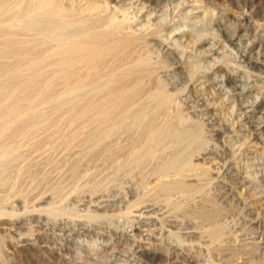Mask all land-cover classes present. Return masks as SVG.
Segmentation results:
<instances>
[{
	"label": "rangeland",
	"instance_id": "1",
	"mask_svg": "<svg viewBox=\"0 0 264 264\" xmlns=\"http://www.w3.org/2000/svg\"><path fill=\"white\" fill-rule=\"evenodd\" d=\"M97 1H100L101 3L104 0H95V2ZM183 1L185 3L182 5ZM196 1H199V3H196ZM261 1L263 0H106V3L108 2V4H106L105 1L103 2V4H106L107 6L109 5L108 9L111 8L108 11L109 13L113 11L112 9H114V11L111 13H116L118 18H122L120 13L125 11V13H122V15L126 16L125 20L131 18L129 19V24L125 23L126 25L124 24L123 27L126 29L132 28L133 31L141 37V44H144V47L140 46L138 49L147 53L149 58L154 60L151 62L153 63V66H156L153 67L156 68L153 69V73H155L153 74L154 78L161 86H163V84L165 85L163 86V90L165 92L167 91L166 93L170 92L169 94L172 96V100L174 99L173 102H177V105L174 104V107L177 109V111L179 113L181 112L183 117L191 118L189 121L193 119L191 122L195 121L194 123L197 124L195 126L201 128L200 130L204 136V139H207V141L204 143L205 145L207 142V146L203 145L206 148L205 149L203 147L204 154L197 158L200 160H197L195 157L193 158L194 160H197V164L199 162L202 167L204 166L205 170L208 168L207 170L209 173L206 175V178L208 176L207 180H214H212L210 183L208 181L206 182L205 187H207V190L203 186V189L204 191L206 190V195L208 197H206V195L204 196L209 198V200L207 199V202H205V197L203 196V193L205 192H202V195H194V198L191 197V200L190 198H187V200L185 197H183L184 200L186 199L185 202L182 197H180V195L173 194V196H177H174L177 204L180 202L178 205L181 204L184 207L189 206L188 208L191 206V208H193L194 206V209L190 208V210L181 206L182 208H180L183 209L182 215L179 214L180 212L178 213L177 210V213H175L176 211H170L169 209L172 207L168 209L169 205L167 207V204L166 207L164 206V203L162 205V202L158 204L159 201L157 204H155L159 199L154 197L157 200L154 199L153 201V196L149 195L151 194V191H149V188H151L150 185L153 186L159 180L158 176L151 172L156 166L155 160H152V162H155L153 163L154 166H151V160H149L150 162H147V164L150 163V166L147 164V166H144V173L142 170L141 172L140 170H132L130 172L131 169L129 170L128 168V172H130L128 174H126V166L122 170L118 171L113 169L115 172L112 173L111 169L115 167L112 165H115L113 163L116 162L106 159L110 163L111 161L113 162L111 163L112 165L108 163V166L105 160L104 161L106 163L101 162L103 159L100 158L103 157H100L99 160L97 159L98 162H94L96 159H93V162H91L92 164H88L90 162L89 160H84L85 162L83 163L85 164L84 166L82 165L83 163L81 164L78 172L84 173V175L87 173L88 175L90 172L88 173L86 171H90L89 168H92L91 172L93 174L90 173L89 175L95 176H91L92 178H96V176L99 177H97V179L89 180L91 178L90 177L88 180L92 181L93 183H95L93 181L95 180L96 183L93 184L90 182L92 184H90V186L88 184L89 181L87 180V183L80 182H85L84 179L88 177L87 175L84 176L82 174L84 177L83 178L81 173H78L76 175L77 179L75 180H79L78 183H81V186L80 184L77 186L78 183H74L75 185L72 184L73 182L70 180H72L74 178L73 177L69 178L70 180H65L67 182V186L69 185L68 182H70V185L68 189H63L64 186H66V182L62 183L61 171L56 170L58 169L56 164L60 162L59 165H62L61 160L65 157V160H69L66 155L68 154V156H71L72 153L69 154L61 148H58L57 150L54 149V151L58 152H56L57 159L60 161L58 162L55 157L54 160H57V162H55L52 158V155L49 157L53 160L52 163V160H49L48 155L50 156V153L54 152L53 150L48 152V155L45 153L48 159L44 157V153L43 157L39 156L40 159L34 154L38 161L42 160V158L48 160V162L46 160L42 161L48 163L46 164L49 166V169L48 166L42 162L44 165L43 167L41 161H39L40 163L37 161L39 164L38 165L35 158L33 163L36 162L37 167H39L41 164V166L43 168L46 167L50 173H48L46 169L44 171L47 173L42 172L43 168L40 166L41 168H39L42 169V174L40 169L37 168L39 169L38 171L36 169V165L33 163V166L32 164L29 165L31 166L30 168H27V166L26 168H23V174L26 175H24L25 178H23L22 175L24 182L21 180V177L15 180L16 171L13 172L12 175L14 176V181L12 176H10L12 174L11 169L3 171L2 174L0 173V177L2 178L1 175L4 176L5 172L7 171V179L4 178L5 176L2 178L4 181L0 179V264H264V259H262L264 258V170L262 171V169H264V142H262L264 141V66L255 62L257 61L254 60L256 59L255 55H253V59L249 61L248 59L243 58V56L241 57L243 53L242 51H244L243 49L245 48L243 47L244 45L240 43L245 41V37L242 36L244 31H248L250 33L251 39H259L264 41V1ZM115 4H119L120 7ZM257 4L259 5L257 6ZM221 6H224V8L222 9ZM115 9H120L122 12L120 10L116 11ZM257 9L258 11H256ZM190 10L194 11L191 12ZM204 10L206 13L203 12ZM216 10L218 12H216ZM225 11L226 14L223 13ZM238 11H241V14ZM108 12H106V14ZM126 12L128 17L130 15L131 17L128 18ZM135 14L139 16L137 17ZM246 15L248 17H246ZM226 17L230 21L228 24ZM219 18L222 19V22H220ZM223 21H226V23ZM246 22L248 23L246 24ZM229 23L232 25L230 24V26ZM241 24H243L242 27ZM137 27H139L141 30H139ZM146 27L149 29L147 30ZM250 28L254 30L255 33ZM135 29L138 30L135 31ZM228 31L230 34H228ZM231 31H235L234 34ZM229 35L233 37L231 38ZM145 37L147 38V41ZM143 38L145 39L143 40ZM228 39H230V43ZM237 40H240V42ZM261 49H259L261 52L259 50L258 51L264 55L262 53L264 52V47H261ZM205 53H208L209 55H206ZM179 55L182 57L180 58ZM201 78H203V80ZM160 80L163 82H160ZM230 85L233 86V89ZM227 88H229V91ZM233 103L235 106H232L234 105ZM174 107L171 108L172 113H175ZM188 114L191 117H189ZM199 114L202 115L199 117ZM205 115L208 116L204 117ZM212 115L213 117L211 118ZM239 116L241 117L239 118ZM256 126H258L259 129ZM232 127L234 129H232ZM241 141H243L242 145ZM238 142H240L239 144L241 146L238 144ZM56 154L54 156H56ZM209 154L211 156H209ZM59 155H65V157L61 158ZM74 155L75 154H73L71 158H73ZM232 155H234L235 158L232 157ZM121 156L119 153L116 154L118 160L119 158L120 160L122 159ZM223 158L225 161H223ZM233 158L235 159V162ZM65 160L63 159V161ZM21 161L22 160L18 161L17 159L15 164ZM244 161L245 163L246 161L249 162L245 164ZM86 162L87 166H85ZM194 163H196V161H194ZM19 164L17 165L18 168L14 165L16 170L20 168ZM52 165L53 167L55 165V170L51 168ZM21 166L25 167L23 162ZM11 167L13 166H10L9 168ZM15 168L12 170L14 171ZM98 168L104 171H97ZM106 168H108L110 171L107 169L105 174L104 172ZM29 169L34 171V174L36 169L41 173V175L40 173L36 172V174H38H35L37 176V179H35V176H33L31 173L32 171ZM147 169L152 170L146 171ZM26 170L30 172L26 173ZM51 170L58 173L55 174L57 177H52L53 173ZM93 170L95 172L97 171L98 175H95ZM99 171L101 172L102 176L100 175ZM119 172L131 176L128 177L123 175L124 178H120L122 174ZM192 172L193 176L189 175L190 180H193L194 174L197 173L196 171H191V174ZM29 174L34 178L33 180L30 176L34 181L31 182L32 186L34 187L30 186L31 183L29 179L30 177L28 176ZM114 174H116L118 177L115 178L116 176ZM188 174H190V172ZM42 175H45L47 180H45V177ZM78 175L80 178L82 177L83 180H80ZM231 175L234 176L232 177ZM9 176L11 177L12 182L10 178V180L8 179ZM41 176L42 178L44 177L42 180H45L46 182L51 179L53 180L54 177L60 178V180L56 179L51 181V183L57 184L58 182L56 181L58 180L61 182L60 184L64 185L62 188H60L61 185H58L57 187L60 189L58 190L56 187L57 192L56 190L54 192L53 189L47 192L49 190L48 187L51 186L49 184L51 183L46 184V186L42 187L43 190H40L41 184H45V181L43 183H39ZM48 176H50V179H48ZM172 176L173 175H168L167 180H169ZM114 178L115 180L113 181L112 179ZM134 178H137L136 180L138 183H136L137 181ZM173 178L174 177H172V179ZM118 179L121 180L119 181ZM138 179L144 180L143 182H139L141 180ZM5 180L10 181L12 184L14 183L13 185L19 186H16L15 188L14 186H8L9 182H5ZM37 180L40 184L39 186L37 183L39 187L38 190L36 187L37 184L35 186V181ZM97 180L100 181L101 183H99L102 185L98 184ZM104 180L106 182H104ZM26 182H28L29 186H24ZM3 183H7V186L10 190L8 188H6L7 190L4 189L5 186H2ZM139 183H143V186ZM71 186H74V189L76 186L79 187L80 192L78 190H72L73 188H71ZM85 186H88V188ZM136 186H140V189L139 187L136 188ZM82 187L85 190H82ZM12 188L13 190H11ZM142 188L144 191L141 190ZM146 189L148 190L149 193L147 192V194L151 199H149V196L145 193L147 191ZM44 190H46L45 194H43ZM38 191H40L39 193L41 194L40 195L38 193L39 197L37 196ZM76 191L79 193H76ZM143 192L146 194L147 200L149 199L148 201H152L151 203L144 199V194L142 195ZM47 193L49 195H47ZM137 193L139 195L141 193L143 196L141 199H143L145 203L147 202L145 205H149L150 208L143 204V200L142 203H139L141 202V199H139L140 197L139 195L137 196ZM261 194L262 196H260ZM198 195H200V198ZM173 196H171V198L174 201L175 199ZM133 199H137L135 200L136 203L139 201L138 203L141 205V207H146V210L145 208L144 210H141L142 208L139 207V209L141 208V212H139V209L136 206L135 209L133 207L135 203L133 202ZM130 202L133 204V206ZM129 205L133 208H131ZM196 205L198 208L200 205V207L204 208H201L202 210L199 208L201 212H205V210L206 213L208 212L206 214L208 219L210 215L213 216H210L212 219L215 218L213 219L214 221H217L218 219L217 222L212 220V223H219V225L221 223L220 226L222 227H224L223 225L225 224V229H223L225 232L228 231V233L223 232L224 236L222 235V237L225 238L226 241L221 238V242L216 243L218 244V250L213 248L215 244H210V242L206 243L208 242V237L205 238L206 235L203 234L205 235L203 236L201 234L203 233L202 231L200 233L201 228L206 224V222L211 220L209 219V221H206L204 212H202L203 214L200 211L198 212ZM209 207H214V210H211ZM184 209L189 210V212L186 211L190 214H187L188 217H186V212ZM193 211L200 213L199 216ZM191 214L194 217V220L192 219ZM214 215H216L218 218ZM200 218L202 221H206L203 223L204 225L202 224V221H200ZM196 220L200 221V223H198ZM197 223L202 224V227L200 225L197 226ZM199 233L202 236H199ZM23 236L25 238H23ZM19 242H21V245ZM219 243L221 245H219ZM28 245L32 249H30ZM211 247L215 249L216 252L214 250H209ZM24 248H26L25 251ZM227 248H230L231 250H228ZM219 250H221V253ZM253 253L256 256L253 255Z\"/></svg>",
	"mask_w": 264,
	"mask_h": 264
},
{
	"label": "bare ground",
	"instance_id": "2",
	"mask_svg": "<svg viewBox=\"0 0 264 264\" xmlns=\"http://www.w3.org/2000/svg\"><path fill=\"white\" fill-rule=\"evenodd\" d=\"M104 1L106 3V0H104ZM253 1H257V0H253ZM263 1H261V2H263ZM103 2H101V3H100V1L95 2V0L94 1L93 0H83V1H80V0L79 1L78 0H67V1L66 0L65 1H62V0H0V173L2 174L3 171L11 169L12 174L10 176H12L13 172L16 171L15 172L16 173L15 174V180H17L20 177H21V180H23L22 175H23V178H25L24 177L25 174H23L24 173L23 168H26V166H27V168L31 167L29 165H31L33 163V161L36 159L34 154L37 155V158H39V156L43 157V153H44V155H45V153H46V155H48V152H50L51 150L54 151V149L57 150L58 148L63 149L65 152H68L69 154L72 153L71 156L73 154H75L73 158H71V156H68V154H67L66 156H67V158H69V160H65L66 159L65 155H63V156L59 155L61 158L65 157V158H63L65 161H63V159L61 160L62 165H59L60 160L57 159V154H56L57 151H54L56 156H54L55 155L54 152L50 153L51 154L50 156L48 155V158L53 155L54 156V157L52 156L53 160L55 157L58 160L59 163L58 164L55 163L56 166H58L57 167L58 169H56V170L61 171L62 183H65L67 180H70L69 178L74 177L73 179L75 182L73 181V179L70 180L73 182V183L71 182L73 185H75L74 183H78V181H79V180L77 181L75 179H77L76 175L79 173L78 170H79V167L81 166V164L83 162H85L84 160H89L90 162L88 164H90L91 162H93L92 161L93 159H96V160H94V162L95 161L98 162L97 159L99 160L100 157H103V158H100V159H103V161H101V162L106 161L107 165L110 162H108L106 159L116 162V163H113L111 161V163H113L115 165H112L110 163V165L115 166L111 169L112 173H114L115 171H118V170H122L126 166L127 167V170H126L127 173L126 174L130 173L132 170H140V172L142 170V172L144 173V171H145L144 166L147 164V162L149 160H151V162H152V160H155V162H156L155 168H153V170L151 169L152 171L150 169H147L146 171L150 170L154 175L158 176L159 180L155 184L152 183V184H154L153 186L150 185L152 189L149 188V191H151V194H149V195L153 196V201L155 198L159 199V200L155 199V200H157L155 204H157L158 201H159L158 204L160 202H162V205H163V203H164L165 207L167 204V207L169 205L168 209L170 207L173 208V209L170 208L169 209L170 211L175 212L177 210L178 213L180 212L179 214L182 215L183 209H181V208L182 207L185 208L186 206L184 207L181 204L178 205L180 202L177 204V201L174 198V196L176 194L180 195V197H182V199H183V197H185L186 199L190 198V200H191V197H193L196 194L202 195V192H205V193H203V196L207 194V192H206L207 187H205L206 186L205 184L208 181L207 180L208 176L206 178L207 173H209L207 170L208 168L205 170L204 166L202 167L201 164H199V162L197 164V160H200L197 158H199L201 155L204 154V148H205L204 146L206 144H208L206 142V144L204 145V143H205V141H207V139L206 140L204 139V136L200 130L201 128L198 126H195V125H197L196 123H194L195 121L191 122V121H193V119L191 121H189V119H191V118L183 117V115H181V112L179 113L177 111V109L174 107L175 106L174 104H176L177 102L176 103L173 102L174 99L172 100V96L169 94L170 92L166 93L167 91L165 92L163 90V88H164L163 86H165V85L162 83L163 86H161L156 81V79L154 78L153 74H155V73H153V71H154L153 69H156V68H153L155 65L153 66L152 65L153 63H151L154 60L149 58V55L147 53H145L144 51H140V49H138L140 46L144 47L143 46L144 44H141L142 43L141 37L138 36L133 31L132 28L126 29L123 27V25L125 23L130 22L129 19H131V18H129V17H131V15L128 17V14L126 12L127 17L129 19L125 20L126 16L122 15V13H125V11L123 10L124 12H122V10L117 9V10H120L122 12V13H120V16H122V18H120V17L118 18L116 13H111L114 11V9H112L113 11H111L110 13L108 12L111 9V8L108 9L109 5L108 6L106 5V4H108V2L106 4H103ZM178 2H180V1H178ZM197 2L199 3V1H196V3ZM184 3L185 2L183 1L182 5ZM177 4H179V3H177ZM195 4H193V5H195ZM115 5L119 6V4H115ZM258 5L259 4H257V6ZM261 5H263V4H261ZM204 8H206V7H204ZM221 8L223 9L224 6H221ZM214 10H213V12H214ZM120 11H118V12H120ZM126 11H127V8H126ZM139 11H142V10H139ZM192 11H194V10H192ZM256 11H258V9ZM106 12H108V13L106 14ZM203 12H205V10ZM216 12H218V11L216 10ZM221 12H219V13H221ZM238 12H240V14H241V11H238ZM223 13L226 14V11ZM135 16H137V15L135 14ZM227 17H226V19H227L226 21L228 24V22H230V21L228 20L229 17L228 18ZM246 17H248V16L246 15ZM224 18H225V16H224ZM239 19H241V18H239ZM221 20L222 19H220V22H222ZM134 21H135V19H134ZM226 21H223V22L226 23ZM149 23H150V21H149ZM247 23L248 22H246V24ZM250 23H252V22H250ZM230 24L231 23H229V25ZM242 25L243 24H241V27H242ZM140 26H141V24H140ZM137 28H139V27H137ZM148 29L149 28H147V30ZM222 29H224V28H222ZM230 29H231V27H230ZM136 30H138V29H135V31ZM139 30H141V29L139 28ZM233 30H235V29H233ZM151 31H152V29H151ZM252 31L255 33L254 30H252ZM231 32H233V34H234L235 31H231ZM144 34H146V33H144ZM228 34H230L229 31H228ZM260 34H261V32H260ZM148 35H149V33H148ZM153 35H154V33H153ZM242 36L245 37L244 38L245 41L240 42V40H237L240 43H242L244 45L243 47L245 48V49H243L244 51H242L243 53H242L241 57L243 56V58L248 59V61H249V60L253 59L252 56L255 55L256 59H254V60H257L255 62L264 66V55H262L260 53L262 51L261 47L262 48L264 47V41L259 40V39H251L250 38L251 35L248 31H244ZM229 37H231V36L229 35ZM239 37H241V36H239ZM145 38H143V40ZM238 39H240V38H238ZM193 40H194V38H193ZM228 40L230 43V39H228ZM146 41H147V38H146ZM233 43H234V41H233ZM235 44H237V43H235ZM211 47H213V46H211ZM240 47L243 48L242 46H240ZM259 49H261V51ZM262 53L264 54V52H262ZM206 55H209V54L207 53ZM179 57H180V55H179ZM240 60H241V58H240ZM160 67H158V68H160ZM245 68H248V67H245ZM250 70H252V69H250ZM227 71H229V70H227ZM158 74H159V72H158ZM155 77H156V75H155ZM164 79H162V80H164ZM201 79L203 80V78H201ZM162 80H160V82ZM213 80H216V79H213ZM206 81H207V79H206ZM215 83H218V82H215ZM230 86H232V85H230ZM202 88H201V90H202ZM231 88L233 89V86ZM224 89H225V87H224ZM227 90L229 91V88H227ZM252 95H254V94H252ZM223 100H224V98H223ZM191 105H192V103H191ZM232 106H235V104ZM172 107L175 108V113L171 112ZM201 111H202V109H201ZM205 111H207V110H205ZM230 111H231V109H230ZM197 113H198V111H197ZM205 114H206V112H205ZM231 114H232V112H231ZM201 115L202 114H199L198 116L200 117ZM213 115L211 116V118L213 117ZM207 116L208 115H205L204 117H207ZM243 116H244V114H243ZM189 117H191V116L189 115ZM240 117L241 116H239V118ZM256 118H257V116H256ZM197 120H196V122H197ZM198 123H200V122H198ZM250 125H251V123H250ZM256 127H258V126H256ZM232 129H234V128L232 127ZM258 129H259V127H258ZM259 133H260V131H259ZM212 134H214V133H212ZM218 137H219V135H218ZM227 142H228V140H227ZM241 142H242L241 143V145H242L243 141H241ZM262 142H264V141H262ZM239 143L240 142H238V144ZM232 147H233V145H232ZM31 153H33V154H31ZM118 153L120 156L122 155L121 160H120V158L118 160L116 157V154H118ZM46 155L44 157L46 159H48L46 157ZM209 156H211V155L209 154ZM193 157H195L197 160H194ZM232 157H234V155H232ZM20 158H22V159H20ZM45 158L44 159L42 158V160H46ZM192 158L194 161H196V163H194ZM17 159H18V161L19 160H22V161L17 162L18 164L19 163H21V164H19L20 168L16 170L15 166L18 168V166H17L18 164L17 163H16L17 165L15 164ZM42 160H39V161H41V163H42L43 162ZM49 160H52V159L49 158ZM53 160L51 161V163L53 162ZM57 160H54V161L57 162ZM258 160H259V158H258ZM37 161L38 160L36 159V162ZM46 161L48 162V160H46ZM223 161H225L224 158H223ZM22 162L24 163L25 167L21 166ZM36 162H34L33 164L36 165ZM38 162H37V164H38ZM155 162L153 161L151 166H154L153 163H155ZM201 162H204V161H201ZM234 162H235V159H234ZM248 162L246 161V163H248ZM43 163L46 164L45 161ZM43 163H42V166L44 167ZM244 163H245V161H244ZM251 163H252V161H251ZM33 164H32V166H33ZM47 164H46V166H48ZM84 164L85 163H83L82 165L84 166ZM149 164H147V165H149ZM35 165H34V167H35ZM49 165H50V163H49ZM236 165H237V163H236ZM262 165H263V163H262ZM10 166H13V167L9 168ZM40 166H41V164H40ZM59 166H60V168H59ZM85 166H87V162H86ZM234 166H235V163H234ZM39 167H37V165H36V169ZM54 167H55V165H54ZM54 167L52 165L51 168L54 169ZM253 167H255V166H253ZM14 168H15V170L13 171L12 169H14ZM128 168H129V170L131 169L130 172H128ZM36 169H35V174H36V172L39 171V169H37L38 171ZM45 169H46V167L43 168L42 172H46V171L48 172L49 166H48V169H46V171H44ZM89 169H90V171L87 170L86 172L92 173L91 172L92 168H89ZM107 169L108 168H106V170L104 172L105 174L107 172ZM113 169H116V170L113 171ZM29 170H31V169H29ZM41 170L42 169H40V172H41ZM98 170L102 171L100 168H98L97 171ZM263 170L264 169H262V171ZM26 171H27L26 173L30 172L28 170H26ZM97 171L95 172L93 170V172H95L94 173L95 175H98ZM191 171L197 172L194 174V177H193L194 179L192 178L193 180H190V178H189V175L193 176V172L191 174ZM257 171H258V169H257ZM33 172L34 171H32L31 173L33 174V176H35L34 178L37 179L36 175L40 172H38L36 175ZM189 172H190V174H188ZM41 173H40V175H41ZM48 173H50V172H48ZM52 173L54 174V175L52 174V177L55 176V174H58V173H56V171L55 172L52 171ZM119 173H121V172H119ZM6 174H7V171L4 174L5 177L3 175H1L2 178L4 177L5 179H7ZM30 174L28 175L29 177L31 176ZM82 174L84 175V173H81V175ZM116 174H114V175L116 176ZM121 174H122V176L119 174L121 176L120 178H122L123 175L124 176L126 175L125 173H121ZM8 175H9V173H8ZM48 175H51V174H48ZM59 175H60V172H59ZM83 175H82V177H83ZM85 175H87V173ZM88 175H87L88 178L84 179L85 182H83V181H80V182L87 183V181H89L91 179H97V177H99V176H96V178H92L91 176H94V175H89V176ZM100 175H101V172H100ZM144 175H146V174H144ZM168 175H173L172 177H174V178L172 179V177H170V179L167 180ZM10 176L8 177V179L9 178L11 179ZM42 176L45 177V175H42ZM42 176L40 178L41 180L38 179L39 183H43L45 180H47V178L45 177V180L43 181L42 179L44 177L42 178ZM126 176H128V175H126ZM130 176H128V177H130ZM31 177L29 178L30 183L34 180V178L32 177V179H33L32 180ZM55 177H57V176H55ZM55 177L53 178V180H56V179L60 180V178H55ZM78 177L80 180L81 179L83 180V178H84V177L80 178L79 175H78ZM106 177H107V175H106ZM117 177L118 176H116L115 178H117ZM2 178L0 177L1 180H3ZM115 178L112 180L114 181ZM158 178H156V179H158ZM12 179L14 180V176H12ZM12 179H11V182H12ZM48 179H50V176H48ZM38 180L35 181V186L38 183ZM53 180L52 179L48 180L49 182L45 181V184L43 183L44 185L41 184L40 190H43L42 187L46 186V184L51 183V181H53ZM109 180H111V179H109ZM109 180H108V182H109ZM138 180H141V179H138ZM143 180L144 179H142L139 182H143ZM212 180H209L208 182L210 183ZM6 181H8V180H5V182ZM93 181L96 183L95 180H93ZM192 181H194V182H192ZM8 182L10 183V181H8ZM23 182H24V180H23ZM28 182H29V180H28ZM28 182H26V184L24 183L25 184L24 186H27V185L29 186ZM56 182H58V183L57 184H52V183L49 184L51 186L48 187L49 190L47 192H49L51 189H53L54 192H55V190L57 192V189L59 190L64 185V184L63 185L60 184L61 182H59L58 180ZM90 182H92V181L88 182L89 185L91 184ZM99 182L100 181H98V184H100L102 182V180L100 183ZM104 182H106V181L104 180ZM108 182H107V184H108ZM7 183H5L6 185L4 183H3L4 185L2 184V186H5L4 189H6V188L9 189L8 186H14V188L16 186H19V185H13L14 183L13 184L8 183V186H7ZM15 183H17V182H15ZM95 183H93V184H95ZM113 183H115V182H113ZM136 183H138V181ZM38 184L36 186L37 190L39 189ZM68 184L70 185V182H68ZM79 184L81 186V183H78V185L77 184L76 185L79 186ZM139 184H141V183H139ZM58 185H61L60 188L57 187ZM65 185L66 186H64L63 189H65V188L68 189L69 185L67 186V182ZM100 185H102V184H100ZM145 185H147V184H145ZM30 186H32V183ZM39 186H40V184H39ZM77 186L75 189H74V186H71V188H73L72 190H78L79 191V187H77ZM203 186L206 189L205 191L203 189L204 188ZM32 187H34V186H32ZM56 187H57V189H56ZM85 187L88 188V186H85ZM137 187H139V189H140V186H136V188ZM28 188H30V187H28ZM11 190H13V188ZM46 190H44L43 194L46 193L45 192ZM82 190H85V189L83 188ZM141 190L144 191L143 188ZM69 191H70V188H69ZM137 191H138V189H137ZM39 192L40 191H38L37 194ZM54 192H52V193H54ZM79 192L76 191V193H79ZM147 192H148V190L145 193L147 194ZM145 193L143 192L142 195L144 194L143 195L144 199L146 201H148L151 198L147 194L149 196V199L147 200ZM39 194L37 195L38 197H39ZM173 194H175V195L173 196ZM47 195H49V194L47 193ZM138 195L139 194L137 193V196ZM140 195H141V193H140ZM140 195H139V197H140L139 199L143 198V196L142 195L140 196ZM200 195H198L199 198H200ZM208 195H209V193H208ZM252 195H254V194H252ZM257 195H259V194H257ZM43 196H45V195H43ZM171 196H173V198L175 199L174 201L171 198ZM254 196H256V195H254ZM260 196H262V194ZM175 197H177V196H175ZM206 197H208V196L206 195ZM206 197H205V202H207V199L209 200V198H206ZM224 197H226V196H224ZM133 200L132 201L136 203L135 200H137V199H133ZM142 200L143 199H141V202H139V201L138 202L142 203L144 201V200L143 201ZM185 200H184V202H185ZM192 200H195V199H192ZM148 202L151 203L152 201L150 200ZM189 202H191V201H189ZM135 203H134V206L131 203L132 206L135 209H136V207H138V209H139V207H141V205L139 203H138V205H137V203L135 205ZM146 203H145V201L143 202L144 205ZM186 204H187V202H186ZM144 205H142V206H144ZM145 206H148L150 208L149 205H145ZM200 206H199V208L201 209L202 207H200ZM209 206H210V204H209ZM133 207H131V208H133ZM188 207L189 206H187L186 208H188ZM196 207L198 208L197 205H196ZM144 208L146 210V207H143L141 210H144ZM190 208H188V209L190 210ZM199 208H198V212L199 211L201 212V210L204 209V208H202L201 210H199ZM209 208H211V207H209ZM216 208H218V207H216ZM140 209H139V212H141ZM188 209L187 210L184 209V211L189 212ZM191 209H194V206ZM181 210H182V212H181ZM211 210H214V207L211 208ZM177 211L175 213H177ZM185 212H184V214H185ZM188 212H186V217H188L187 216V214H189ZM196 212L197 211H195L194 213H196ZM202 212H204V211H202ZM145 213H146V211H145ZM190 213H191V211H190ZM207 213L205 210L204 214H205L206 221L207 220L209 221V219L211 221H209V222H206L204 220L202 221L200 218V221H202V224L204 222H206V224L205 225L203 224L204 226L202 227L201 226L202 224H198V223H200V221H197V220H199V219H197L196 220L198 222L197 226L200 225L203 228V230H202V228H201V230L200 229H197V230H200V233L202 231L203 233H201V234L202 235L205 234L206 235L205 238H207V237L209 238V239L207 238L208 242H206V243L210 242V244H215L214 247H213V245H212V247L217 249L218 244H216V243L221 242L220 239L223 238L222 237L223 232L228 233V231L227 232L224 231L225 224L223 225L224 227L220 226L221 223H220V225H219V223L214 224V222H217L218 219H217V221L216 220L214 221L213 219H215V218L212 219V217H213L212 215H210L212 217L209 216V219H208V217L206 216ZM196 214H198V216H199L200 213H196ZM214 216L217 217L216 215H214ZM191 217H192V219L194 218L192 216V214H191ZM187 220H188V218H187ZM190 220H191V218H190ZM212 220L214 221L213 223H212ZM200 233H199V236H202V235H200ZM205 235H203V236H205ZM23 238H25V237L23 236ZM223 239L225 240V238H223ZM19 243L21 245V242H19ZM224 243H226V242H224ZM219 245H221V244L219 243ZM28 247H29V245H28ZM212 247L209 248V250L215 251V249H213ZM220 247H219V249H220ZM29 248L32 249L31 247H29ZM230 248L229 249L227 248V249L231 250ZM25 249L26 248H24V251H25ZM219 251L221 253V250H219ZM229 252H231V251H229ZM29 253H30V251H29ZM218 255H219V253H218ZM253 255H255V254L253 253ZM226 256H227V254H226ZM221 258H222V256H221ZM262 259H264V258H262ZM227 260H224V261H227ZM241 263H243V262H241Z\"/></svg>",
	"mask_w": 264,
	"mask_h": 264
}]
</instances>
